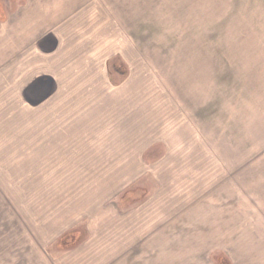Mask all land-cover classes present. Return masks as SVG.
<instances>
[{
	"label": "rangeland",
	"instance_id": "1",
	"mask_svg": "<svg viewBox=\"0 0 264 264\" xmlns=\"http://www.w3.org/2000/svg\"><path fill=\"white\" fill-rule=\"evenodd\" d=\"M36 1L0 0V41ZM69 1L57 6L79 24H49L22 49L41 59L33 76L0 43V264H264V0ZM80 58L70 90L45 69ZM141 211L158 229L115 253L98 218ZM195 214L222 232L188 228ZM167 237L186 251L176 260Z\"/></svg>",
	"mask_w": 264,
	"mask_h": 264
},
{
	"label": "crops",
	"instance_id": "2",
	"mask_svg": "<svg viewBox=\"0 0 264 264\" xmlns=\"http://www.w3.org/2000/svg\"><path fill=\"white\" fill-rule=\"evenodd\" d=\"M58 1L59 0H37L36 2H34L32 8L27 9L26 13H24L22 15L19 22L17 23V26L15 28L16 33L13 32L11 35L12 37H15V39L12 42H5L4 39L0 41V43L3 41L1 44H4V45L6 43H10L12 45H14L16 43V47L18 48L17 52L19 53V55H18L19 60L22 61V63L20 64V68L22 69L23 66L26 67V70H27L26 75L27 76L29 75V77L33 76L32 73H34L36 71V69L34 68L35 62H38V60H41V59L36 58V53L32 50V48L28 49V51L22 50V49H24V47L30 45L32 38L35 36V34L38 32V30H43L49 24H52V23H53V25L57 24L60 20L66 19L70 15H73V14H70L74 11V9L72 7H67L64 10H61V8L57 6ZM74 1L70 0L69 3L70 4L73 3L74 6H76V5L79 6L80 3L82 4V1H80V0H77V1L74 0ZM133 1L135 2V0H133ZM131 3H132V1H131ZM94 5H95V3H93V8H94ZM74 15H75V17H74ZM74 15L69 17L71 20L68 19V22L71 21L70 24H72V23L74 24L75 22L79 24L80 17L77 14H74ZM53 19H54V22H53ZM89 29H91V28H89ZM96 29L98 32L99 29L98 28H96ZM66 31H70V30L68 28H66ZM70 34L71 35H70L69 39H71L72 42H74L75 40L79 41L80 38L76 32H74V33L70 32ZM13 48H10V49L13 50ZM12 50H10V51H12ZM23 51H26V52L22 53ZM0 60L2 63L7 62V59L3 60V58H1ZM82 62H83V58H80L77 61H74V63L68 62V63H63L60 65H53V64H51L50 66L47 65V66H45V69L46 70L49 69L50 72L52 71V72L56 73L59 76V78L62 79V82L65 84L66 89H69L70 86L74 85L73 81H74V78H76L73 76L75 68H76V64H79V63L81 64ZM60 66H62L61 70L59 68ZM42 67H44V65ZM7 72L9 73L10 70H8ZM0 79H2V82H3V78L0 77ZM72 87H74V86H72ZM9 91H10V94L12 95L13 98L10 97L9 106L7 108H4V109L9 111L12 114H15L16 107L18 108V105H19V103H18V98H19L18 88L13 90V87H12ZM13 100L15 101V104H13ZM17 103H18V105H17ZM11 109H13V112L11 111ZM60 111H61V109H60ZM66 113L68 114V112H66ZM48 114H49V110H46V111L40 110L39 116L38 115H37V117L34 116L35 119L33 120L32 126L37 125V123H38L37 119L38 118H40V120L44 121V123H45L48 119ZM44 123L42 125H40L42 127V129H40V130H44ZM124 127L126 128V130H124L125 132H128V129H132L131 123H129V126H124ZM31 128H32V131H31ZM31 128H30L29 132L33 135V137H35V133L37 132V129H36V127H31ZM125 128H123V129H125ZM141 132H139V134ZM136 133L138 134V132H136ZM132 135H133V133L132 134L129 133L128 138H130V136L132 137ZM43 137H46L45 133L43 134ZM84 200L85 199H83L82 202ZM78 205H80V203H78ZM82 205H84V203ZM142 210H145V209H142ZM199 210H201V209H199ZM200 212H202V211H200ZM102 214H101L102 216L108 215V219L103 218L102 216L99 217L98 220L100 223L97 225L96 228L99 229V231L110 228V230L112 232L111 233L112 236L110 239H108V241H109L108 246H111V248L114 249L115 253L118 252V250H119L118 248L122 243L127 242L132 236H136V234L139 232V229L149 231V229H151V228L152 229L153 228L158 229V227H159V225H157L158 221L155 219V217H154V215H152V213L147 215V214H143L141 211V213L136 215V216L132 215V216L126 217V218L125 217L124 218H118V217L113 216V214L106 213V212L102 213ZM138 216L140 218H136ZM197 217H199V216L196 214L194 216L190 217L189 223H188V226H189L188 228H191L194 231H196L197 228H200L201 230H204L205 232H208V231L214 232V229L217 231L220 230L222 232V228H221L222 222H223L222 220L219 221L218 219H214L213 217L211 219H210V217H202V216H201V218H197ZM218 221L220 222V227L218 226ZM105 222L109 223L108 227L105 226ZM225 222H227V221H225ZM138 224H140V225L138 226ZM227 226H228V224L226 223V230H227ZM119 232H122L124 237L122 234H119ZM198 236L205 237V236H209V235H206V234L205 235L204 234L199 235L198 234ZM113 237H114V239H113ZM164 241L166 244L164 246V251L166 254L165 257L167 259L176 260V259H178V257L180 255H182L181 253L186 252L184 249L180 248V246H179V248H177L176 245H172L170 243L171 240H169V237L164 238ZM209 241L210 240H208V238L206 237L204 239V245L200 249H196L193 252L196 254H200L207 247V244H209ZM233 248H237V246L234 245ZM226 249L225 250L221 249V251L224 253H228V254L229 253H232V254L236 253L235 250L234 251L231 250V252H228V250H226ZM215 251H216V249H215ZM218 253L222 254L219 251L216 254H218ZM217 256L218 255H216V257ZM116 257L117 256H115L114 258H116ZM209 257H211V256H209ZM114 258H110L109 261L114 260ZM213 258L214 257H212V259ZM196 260L197 261L201 260V257H199V255H198ZM224 262H226V261H224ZM198 264H211V263H204V262L201 263L200 262ZM222 264H225V263H222ZM231 264H240V263L236 262V261H232Z\"/></svg>",
	"mask_w": 264,
	"mask_h": 264
},
{
	"label": "trees",
	"instance_id": "3",
	"mask_svg": "<svg viewBox=\"0 0 264 264\" xmlns=\"http://www.w3.org/2000/svg\"><path fill=\"white\" fill-rule=\"evenodd\" d=\"M75 235H76L75 232H71V233H66L62 237H60L58 241L59 248L62 250H66L75 246L77 242Z\"/></svg>",
	"mask_w": 264,
	"mask_h": 264
}]
</instances>
